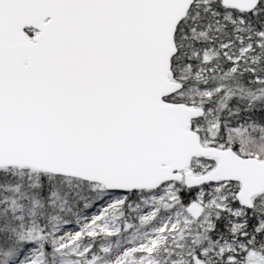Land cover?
Instances as JSON below:
<instances>
[{
	"label": "snow or ice",
	"instance_id": "1",
	"mask_svg": "<svg viewBox=\"0 0 264 264\" xmlns=\"http://www.w3.org/2000/svg\"><path fill=\"white\" fill-rule=\"evenodd\" d=\"M0 264H264V0H0Z\"/></svg>",
	"mask_w": 264,
	"mask_h": 264
}]
</instances>
